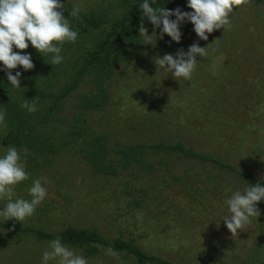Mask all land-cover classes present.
I'll return each instance as SVG.
<instances>
[{"label":"rangeland","instance_id":"1","mask_svg":"<svg viewBox=\"0 0 264 264\" xmlns=\"http://www.w3.org/2000/svg\"><path fill=\"white\" fill-rule=\"evenodd\" d=\"M61 1L83 10L110 0ZM177 7L191 11L187 3L170 9ZM229 18L231 27L214 30L207 41L197 37L189 21L180 25L179 43L167 34L161 39L160 28H148L153 44H144L143 37L110 81L106 107L89 117L97 130H104L111 142L188 140L264 178V2L250 0ZM194 42L208 44V56L198 57L190 80L178 81L155 65V57L187 52ZM7 147L0 138V156ZM17 150L29 179L15 187L13 199L31 200L28 188L41 177L47 178L48 194L32 216L8 221L47 230L95 227L106 237L130 239L179 264H264V200L257 204L261 215L237 236L223 221L229 215L225 201L249 187L230 174L174 156L151 173L126 171L108 178L93 173L75 149L51 156L27 152L26 157ZM125 181L131 184L126 198L115 189ZM7 202L0 199V210ZM48 248V242L32 236L13 242L0 232V264H42ZM68 248L85 257L78 248ZM85 258L88 264H135L106 249Z\"/></svg>","mask_w":264,"mask_h":264},{"label":"trees","instance_id":"2","mask_svg":"<svg viewBox=\"0 0 264 264\" xmlns=\"http://www.w3.org/2000/svg\"><path fill=\"white\" fill-rule=\"evenodd\" d=\"M253 1L255 4L264 2ZM61 3L65 5L63 14L71 28L78 32L74 43L66 42L61 46L62 63L49 64L51 55L43 57L29 43L23 52L31 55L35 67L28 71L22 67L12 70L13 75L21 72L20 88L13 87L6 73L0 70V111L6 113L4 124L0 125L2 143L26 148L36 156L75 149L93 173L108 178L122 177L126 171L148 174L158 164H169L175 156L197 160L248 186L256 183L264 186V178L208 150L196 149L188 140L111 142L104 130H97L89 117L106 107L111 96L109 84L118 66L143 42V36H139L142 16L139 6L143 0H110L108 5L80 9L78 17L68 15L74 7L72 3ZM180 3H187V0H156L152 6L170 9ZM144 26L154 28L147 18ZM14 51L19 50L14 48ZM25 99L35 102L38 110L30 113L21 108ZM69 102L72 103L70 111L67 110ZM124 184L115 189L118 195L126 198L131 195V184L126 181ZM0 232L8 234L13 242L32 236L37 241L49 243L60 237L62 244L78 248L85 257L106 249L133 258L135 264H179L146 251L130 239L106 237L95 227L47 230L31 224L4 222L0 218Z\"/></svg>","mask_w":264,"mask_h":264},{"label":"clouds","instance_id":"3","mask_svg":"<svg viewBox=\"0 0 264 264\" xmlns=\"http://www.w3.org/2000/svg\"><path fill=\"white\" fill-rule=\"evenodd\" d=\"M250 0H187V7L191 11L167 9L165 7H153L156 0H143L139 6L142 10L141 23L139 25V36L151 42V35L144 26V19L147 18L154 28H160V38L167 34L177 43L180 42L182 32L181 23L189 21L193 25V31L199 39L208 40L209 34L214 30H227L231 27L230 14L234 8L247 5ZM65 5L61 0H0V62L7 75L8 82L15 88H20L21 72L14 69L22 67L28 71L35 67L31 55L23 50L29 47V43L43 57L51 55V65L62 63V45L66 42L74 43L78 38V32L73 30L69 21L63 14ZM79 7L74 6L68 15L78 17ZM175 17L171 19L170 17ZM162 26V27H161ZM153 44V43H152ZM208 46V44H207ZM207 46L201 47L194 42L185 52L177 50L176 54H164L157 56L154 63L157 67L163 68L167 73L178 81L190 80L196 69L198 57L208 56ZM18 49L19 51H14ZM136 91V90H135ZM21 108L32 113L37 111L35 102L29 103L25 99ZM6 113L0 111V125L4 124ZM24 156L28 150L25 148ZM29 179L26 171V160H22L20 152L14 146H8L3 156H0V199H7L3 210H0V218L3 221L15 219L23 222L32 216L36 208L47 196V189L43 186L47 178L41 177L32 181L28 188L31 200L16 198L15 187ZM264 200V186L260 183L250 185L243 192L237 190L232 193L225 203L228 206L229 215L223 221L232 237L244 231L251 223V218L261 215L257 204ZM111 251V250H109ZM55 261L56 264H88L82 255L76 254L73 250L62 244L60 237L49 242V248L44 250L42 264H49Z\"/></svg>","mask_w":264,"mask_h":264}]
</instances>
